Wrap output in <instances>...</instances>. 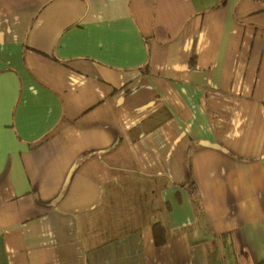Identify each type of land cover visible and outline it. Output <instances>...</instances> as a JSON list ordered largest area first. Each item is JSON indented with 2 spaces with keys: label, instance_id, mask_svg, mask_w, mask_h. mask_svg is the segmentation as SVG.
Instances as JSON below:
<instances>
[{
  "label": "crops",
  "instance_id": "obj_1",
  "mask_svg": "<svg viewBox=\"0 0 264 264\" xmlns=\"http://www.w3.org/2000/svg\"><path fill=\"white\" fill-rule=\"evenodd\" d=\"M263 262L264 0H0V264Z\"/></svg>",
  "mask_w": 264,
  "mask_h": 264
},
{
  "label": "built area",
  "instance_id": "obj_2",
  "mask_svg": "<svg viewBox=\"0 0 264 264\" xmlns=\"http://www.w3.org/2000/svg\"><path fill=\"white\" fill-rule=\"evenodd\" d=\"M262 264H264V262Z\"/></svg>",
  "mask_w": 264,
  "mask_h": 264
},
{
  "label": "trees",
  "instance_id": "obj_3",
  "mask_svg": "<svg viewBox=\"0 0 264 264\" xmlns=\"http://www.w3.org/2000/svg\"><path fill=\"white\" fill-rule=\"evenodd\" d=\"M194 63V62H193ZM194 66V65H193Z\"/></svg>",
  "mask_w": 264,
  "mask_h": 264
}]
</instances>
